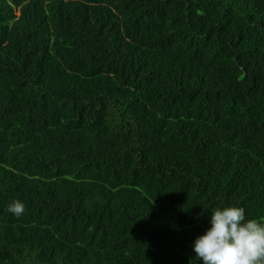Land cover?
<instances>
[{
	"label": "trees",
	"instance_id": "trees-1",
	"mask_svg": "<svg viewBox=\"0 0 264 264\" xmlns=\"http://www.w3.org/2000/svg\"><path fill=\"white\" fill-rule=\"evenodd\" d=\"M0 264H264V0H0Z\"/></svg>",
	"mask_w": 264,
	"mask_h": 264
}]
</instances>
